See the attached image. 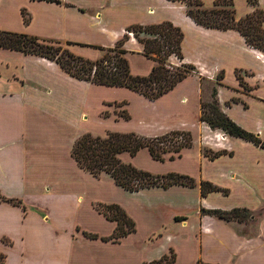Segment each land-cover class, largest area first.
<instances>
[{
	"label": "crops",
	"instance_id": "obj_1",
	"mask_svg": "<svg viewBox=\"0 0 264 264\" xmlns=\"http://www.w3.org/2000/svg\"><path fill=\"white\" fill-rule=\"evenodd\" d=\"M62 1L0 0V30L59 42L75 55L93 60L102 55L97 46L113 47L131 25L171 21L183 30L184 58L180 60L171 55L168 62L175 66L182 62L193 64L199 70L173 89L191 80L194 82L195 89L189 95L196 103L195 117L199 115V122L195 119L187 129L165 131L191 132L193 146L185 148L181 158L171 160L183 163L179 168H170L169 172L190 175L197 180V186L174 185L131 192L152 197L144 208L172 211L159 234H140L137 228L117 243L87 237L84 231L108 236L116 227V222L108 220L93 206L99 199L86 195L83 187L88 175L84 173L80 180L74 181L70 195L48 191L50 183L45 176L61 167L62 128L71 143V132L89 117L97 101L93 91L103 85L76 78L49 58L0 48L3 52L0 53V193L30 205L24 211L22 206L0 202V253L5 259L0 264H143L160 259L171 249L177 254L173 264H199V261L205 264H264V214L247 231L201 211L202 208L264 209V149L252 142L228 137L221 130L214 131L200 120L202 75L217 85L223 111L244 129L259 133L264 139V51L249 45L236 29L221 30L197 24L187 15L186 4L181 1ZM202 1L206 7H213L215 2ZM234 4L238 20L254 10L247 0H235ZM259 4L264 9V0H259ZM24 12L29 22H25ZM125 46L130 57L145 56L144 44L134 35ZM130 65L133 74L147 75L155 61L149 59V70L143 74L134 70L131 60ZM221 72H224L223 78L218 80ZM189 95L182 101L188 102ZM114 101L100 98L97 112L112 107L108 103ZM118 121L128 120L120 118ZM158 135L162 134L149 137ZM204 148L225 153L210 158L203 152ZM66 149L64 158L73 168L70 144ZM202 181L227 192L213 191L203 196ZM114 186L127 192L115 183ZM42 193L49 207L28 203L27 199H38ZM99 201L120 204L138 222L122 201ZM86 207L88 216L97 219L102 230L84 223ZM176 217L181 218L177 220ZM4 237H9L11 243H6Z\"/></svg>",
	"mask_w": 264,
	"mask_h": 264
},
{
	"label": "trees",
	"instance_id": "obj_2",
	"mask_svg": "<svg viewBox=\"0 0 264 264\" xmlns=\"http://www.w3.org/2000/svg\"><path fill=\"white\" fill-rule=\"evenodd\" d=\"M63 3L62 0H45ZM186 4V13L197 24L221 30L236 29L245 37L252 47L264 51V9L259 0H247L254 10L241 19L236 18L235 0H215L213 7H206L202 0H173ZM25 22L29 18L23 13ZM127 32H132L135 38L144 44L143 54L155 61V65L147 75H135L131 71L128 51L124 48L125 42L130 38L126 32L113 47L97 46L102 51V56L96 60L78 56L69 51L59 42L42 40L38 36L24 33L0 30V47L25 54H36L59 63L70 75L108 87H125L138 92L149 100H157L173 90L180 82L195 73L196 66L182 62L174 66L168 62L171 55H176L183 60L182 43L184 32L171 21L157 24H134L127 27ZM144 35V36H143ZM242 77L241 71H236ZM224 72L218 74L217 79L223 78ZM205 79L202 77V80ZM211 100L201 101L200 120L213 130H222L227 136L240 138L254 143L264 149V139L259 133L251 132L232 120L222 109L217 97V85L212 89ZM126 101L116 103V108L127 106ZM104 111V116H108ZM120 117L131 119L127 108H122ZM193 146V137L190 131L172 130L155 137L144 136L134 131H108L106 136L94 135L90 132L78 137L72 145L71 156L78 165L94 177L108 174L114 182L123 189L137 192L153 187L169 188L174 185L188 187L197 186V180L187 174L168 172L155 174L148 170L140 169L131 162L121 158L122 153L136 156L142 149L147 148L153 159L164 161L170 154V160L181 157L182 150ZM204 153L210 158L224 154L225 151L213 152L204 148ZM224 191L218 186L208 182H201L203 196L213 191ZM0 202H8L22 206L23 201L18 198L8 197L0 193ZM95 209L108 220L116 222L112 234L100 236L98 233L84 231L89 238H101L104 241L120 242L122 238L137 231L136 221L118 203L97 202ZM203 214H210L225 221L244 222L249 220L251 210L245 207H236L230 210L202 208ZM264 214V209L260 215ZM180 220L181 217H176ZM256 218V215H252ZM177 254L173 249L169 253L143 264H173ZM3 261L0 259V262ZM199 264H205L199 261Z\"/></svg>",
	"mask_w": 264,
	"mask_h": 264
},
{
	"label": "rangeland",
	"instance_id": "obj_3",
	"mask_svg": "<svg viewBox=\"0 0 264 264\" xmlns=\"http://www.w3.org/2000/svg\"><path fill=\"white\" fill-rule=\"evenodd\" d=\"M27 16V15H26ZM144 36V35H143ZM131 37V35H130ZM130 39V38H129ZM128 39V40H129ZM127 40V41H128ZM126 41V42H127ZM125 42V44H126ZM55 44H57L55 42ZM124 44V48L126 47ZM2 48V47H0ZM100 50V49H99ZM2 51V50H0ZM101 51V50H100ZM128 51V50H127ZM3 53V52H0ZM102 53V51H101ZM103 54V53H102ZM102 56V55H101ZM128 59L132 61L133 68L135 71L147 72L149 70V59L143 55L135 54L130 57V52L128 51ZM175 66V65H174ZM199 70L196 67L195 73L198 74ZM201 76V91L200 97L201 101L208 102L211 98V93L213 87L216 85L213 81L205 76ZM202 77L205 79L202 80ZM195 89L194 82L189 81L187 84L183 85L181 88H176L171 91L168 95L161 97L156 101H151L143 95L133 93L130 89L126 88H107V87H99L95 88L93 91L94 97L97 101L94 103V107L89 112V117H85V120L82 121V124H79L70 134L71 143L68 142V138L66 137V131L62 128V137L63 140L59 144V151L61 155V167L49 172L45 177L48 183H50L48 187L54 192L56 195L59 194H67L70 195L73 192L74 181H78L82 178V175L86 173L88 176L84 183L85 186L84 191L86 195L91 197H96L99 200L105 201H122L124 204L128 206L131 212L138 218L137 228L140 231V234H147L149 232L159 234L160 229H164L170 220V211L168 208H144L146 202L152 197H146L143 195H135L130 191L124 192L119 188H115L113 179L108 174H101L100 177H94L92 174L86 172L82 169L78 163L72 159V167L66 162L65 158L67 153V145L70 144V151L75 140L83 135L84 133L90 132L94 135L106 136L108 131H123L129 132L134 131L137 133L144 134V136H150V134H163V132H167V129H187L189 126H192L193 121L196 119V122H199L198 116L195 117L197 112L196 103L193 101L189 94H191ZM185 95H189L188 102H183L182 99ZM105 99L110 102V106L112 107H103L100 113L97 112L96 106L98 105L99 99ZM126 101L128 104L123 105L122 108H127L129 113L131 114V119L128 121H118L120 118V112L122 108H115L116 103ZM115 105V106H114ZM100 107L101 104H100ZM107 110L109 116H104V111ZM113 111H116L117 114L113 115ZM201 115V108H200ZM111 117V121L107 120V118ZM118 121V122H116ZM215 131V130H214ZM222 131V130H221ZM223 132V131H222ZM224 133V132H223ZM225 134V133H224ZM226 135V134H225ZM227 136V135H226ZM229 137V136H228ZM195 144V143H194ZM202 146H204L203 141L201 140ZM203 149V148H202ZM185 150H182V155H184ZM204 152V150H203ZM123 154V153H122ZM170 154L166 155V159L164 161H157L152 158L147 148L142 149L136 156H131L129 153L125 152L123 154L122 159L125 158V162H131L133 165L140 169L148 170L150 172L156 174H165L169 172L170 168H179L181 163L183 162H173L169 158ZM181 157H177L181 158ZM124 161V160H123ZM113 183V184H112ZM116 184V183H115ZM117 185V184H116ZM122 188V187H121ZM53 194V193H52ZM43 193L38 195V199L29 198L27 199L28 203H36L38 205H45L49 207L50 204H45L48 202L47 198L42 197ZM99 200H95L93 202V206L99 202ZM23 201V200H22ZM25 210L27 211L30 208V205L24 203ZM35 205V204H34ZM37 206V205H35ZM86 213H84L83 221L87 224V226L92 227L94 229H100V223H97V219L94 217L88 216V208L84 209ZM90 214V213H89ZM252 215H256V219L252 218ZM263 216V215H262ZM260 211H251L249 215V220L244 222L239 221H230L235 225H239L242 230L250 229V225H254L258 219H260ZM240 230V232L242 231ZM79 231H82V228L79 227ZM84 231V230H83ZM156 235L152 236L155 238ZM6 243H11V239L9 237H4ZM29 247V243L27 244ZM2 255L0 253V259H2ZM4 259V258H3ZM5 260V259H4Z\"/></svg>",
	"mask_w": 264,
	"mask_h": 264
},
{
	"label": "built area",
	"instance_id": "obj_4",
	"mask_svg": "<svg viewBox=\"0 0 264 264\" xmlns=\"http://www.w3.org/2000/svg\"><path fill=\"white\" fill-rule=\"evenodd\" d=\"M129 35H133V33L132 32H127Z\"/></svg>",
	"mask_w": 264,
	"mask_h": 264
}]
</instances>
